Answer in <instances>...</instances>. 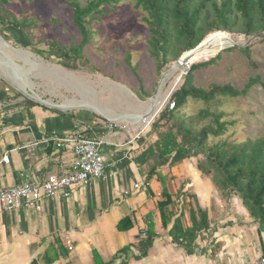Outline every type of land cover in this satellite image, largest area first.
Masks as SVG:
<instances>
[{"label":"crops","instance_id":"obj_1","mask_svg":"<svg viewBox=\"0 0 264 264\" xmlns=\"http://www.w3.org/2000/svg\"><path fill=\"white\" fill-rule=\"evenodd\" d=\"M0 30L9 37L0 34V160L7 156L1 165L0 189L42 180L67 168L72 155L68 147L58 148L54 135L81 129L88 136L102 137L105 159L104 174L73 187L69 197L45 199L39 210L1 211L0 264H95V252L109 262L127 245L131 246L128 254L121 253L116 264L122 260L128 264H247L264 254V233L259 235L242 200L235 194L221 196L198 169L195 157L159 168L146 182V169L135 160L156 138L151 124L144 127L141 120L152 112L145 97L119 79L70 70L37 54V47L27 45L1 5ZM34 54L43 73L33 70ZM8 61L18 66L32 87L15 80ZM27 100L35 104L28 105ZM111 122L129 130H110ZM163 187L173 200L165 211L171 219L167 227L158 208ZM190 200L192 205H185ZM191 206L207 211L209 228L199 233L193 252L188 253L172 241L169 230L180 214L184 225H190ZM124 217L133 226L119 230ZM147 220L153 221L157 236L147 254L136 259Z\"/></svg>","mask_w":264,"mask_h":264},{"label":"trees","instance_id":"obj_2","mask_svg":"<svg viewBox=\"0 0 264 264\" xmlns=\"http://www.w3.org/2000/svg\"><path fill=\"white\" fill-rule=\"evenodd\" d=\"M8 0H0L5 9ZM113 0H91L82 6L78 0H71L74 25L82 35V41L61 43L57 40L47 42L46 48H35L34 51L48 60L70 70L79 69V61L84 58L83 48L91 40L92 28L89 27V16L108 11L99 10L101 6ZM135 8L145 12L143 21L149 30L147 44L149 54L159 68L178 60L182 55L199 45L206 36L213 32L242 34L245 37L256 35L264 42V0H132ZM6 10V9H5ZM17 28L24 35L27 45H32L30 37L23 32L26 25L13 17ZM14 23V24H15ZM6 40L9 37L0 30ZM252 44L245 47L231 46L223 51L241 50L250 53ZM221 57V53L208 60L192 64L188 69L181 86L173 92L174 105L160 111L151 122L155 140L136 158V162L146 169L148 182L158 169L178 164L185 158L201 155L203 160L197 163L198 169L209 178L222 196L235 194L242 200L250 216L257 223L259 235L264 233V138L247 139L242 143L226 140L214 141L227 131L228 122L222 119V113L209 108L201 109L194 117L210 118V123L195 129L178 115V108L188 98L210 102L217 97L234 98L245 96L255 84L264 88V80L259 76L249 78L245 85L238 89L231 83H208L205 87L194 83V72L204 66L212 65ZM34 105L32 101H25ZM163 127H165L163 129ZM163 200L158 202L164 227L170 223V216L165 214L173 205L171 194L163 187ZM190 225L185 226L183 215L177 216L169 230L172 241L192 253L200 232L209 228L206 210L197 206L189 209ZM126 222V223H124ZM133 223L127 217L122 218L117 227L127 230ZM157 236L152 220H147L146 235L138 242L139 259L147 254ZM130 245L119 250L109 262H104L95 252V264H116L121 253L128 254ZM264 255V254H263ZM118 264H128L122 260Z\"/></svg>","mask_w":264,"mask_h":264},{"label":"rangeland","instance_id":"obj_3","mask_svg":"<svg viewBox=\"0 0 264 264\" xmlns=\"http://www.w3.org/2000/svg\"><path fill=\"white\" fill-rule=\"evenodd\" d=\"M70 1L8 0L5 11L9 16L24 21V31L30 37L32 45L37 48H46L47 42L51 40L77 45L82 41V35L74 25ZM90 1L78 0L82 6ZM102 9L108 11L95 13L87 18L89 27L92 28L91 40L83 48L84 58L79 61L78 70L89 75L101 73L124 82L146 98L148 107H152V112L148 115L153 116L152 121L158 117L161 110L171 108L174 101L172 94L183 83L190 66L207 62L219 52L221 57L215 64L201 67L194 72V83L197 86L205 87L210 82L231 83L241 89L249 78L259 76L264 80V42L256 35L245 37L242 34L210 33L197 49L183 56L194 55L211 36L222 35L230 39L231 44L202 53L180 68L172 69L178 64V60L159 68L149 54V30L143 21L145 12L135 8L132 0H113L101 6L99 10ZM12 20L15 23L13 18ZM249 44L252 45L248 54L241 50L221 51L227 47H245ZM34 58L32 60H35L36 64L33 70L43 73L38 56L34 54ZM9 63L18 69L13 61H8ZM77 95L80 97L79 93ZM204 108L222 113V119L228 122L226 133L220 138H213L215 142L226 140L242 143L247 139L264 138V88L261 85H253L245 96L217 97L208 103L188 98L186 103L176 110L187 124L200 129L210 123V118L194 117ZM149 128L151 129V125ZM195 158L197 163L203 160L201 155ZM187 192L185 194H188ZM185 205H192V200Z\"/></svg>","mask_w":264,"mask_h":264},{"label":"built area","instance_id":"obj_4","mask_svg":"<svg viewBox=\"0 0 264 264\" xmlns=\"http://www.w3.org/2000/svg\"><path fill=\"white\" fill-rule=\"evenodd\" d=\"M173 105L172 102L171 108ZM152 118L153 116H149L141 119L144 127L151 124ZM108 128L129 130L127 125L114 122L109 123ZM52 139L58 148L68 147L70 150L72 161L69 166L63 167L61 173H51L42 180H29L0 189V212L12 211L18 207L39 210L43 200L69 197L73 187L88 184L104 174L105 159L101 152L104 140L102 137L88 136L83 130L77 129L69 134L54 135ZM6 161L7 156L5 155L0 160V170L2 163ZM138 186L135 184V188ZM247 264H264V255Z\"/></svg>","mask_w":264,"mask_h":264},{"label":"bare ground","instance_id":"obj_5","mask_svg":"<svg viewBox=\"0 0 264 264\" xmlns=\"http://www.w3.org/2000/svg\"><path fill=\"white\" fill-rule=\"evenodd\" d=\"M1 41V40H0ZM3 41V40H2ZM4 42V41H3ZM5 43V42H4ZM3 46H6L5 44L1 43ZM231 44V40L222 36V35H216V36H211L209 37L208 40H206V43L203 44L199 51L196 52L194 55H189L188 58L190 59L189 62L185 63L184 61L182 62H178L177 65H175L172 69L174 70L175 68H180L184 65L189 64L191 61H193L194 58H197L199 56H201L202 53H206V52H211L212 50L219 48L221 46H225V45H230ZM10 66H12V72L13 75L16 77L15 80H19L20 82H22L24 85L32 87L29 83V80L22 74L20 73L19 69H17L15 66H13L11 63H9ZM23 85V86H24ZM26 93V92H25ZM29 95V94H28ZM36 96V95H33ZM36 100V99H35ZM38 100V99H37ZM153 100V99H152ZM54 104V103H53ZM58 105V104H57ZM70 106V105H69ZM154 106V105H153ZM59 107V106H58ZM95 107V106H94ZM151 112V111H150ZM150 114V113H149ZM151 116V115H150ZM130 117V116H129ZM141 117V116H140ZM144 117V116H143ZM149 117V116H148ZM140 120V119H139ZM138 121V120H137Z\"/></svg>","mask_w":264,"mask_h":264},{"label":"water","instance_id":"obj_6","mask_svg":"<svg viewBox=\"0 0 264 264\" xmlns=\"http://www.w3.org/2000/svg\"><path fill=\"white\" fill-rule=\"evenodd\" d=\"M204 42V40L199 44V45H197L195 48H193L192 50H190V51H193V50H195V49H197L202 43ZM189 51V52H190ZM178 61H180V62H182V61H184L185 63H187V62H189L190 61V59L188 58V56H181L179 59H178Z\"/></svg>","mask_w":264,"mask_h":264}]
</instances>
